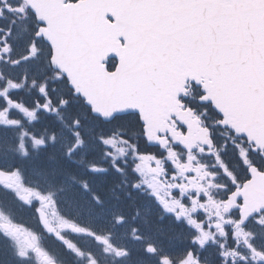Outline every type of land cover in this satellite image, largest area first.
Listing matches in <instances>:
<instances>
[{
    "label": "snow or ice",
    "instance_id": "6c2138e0",
    "mask_svg": "<svg viewBox=\"0 0 264 264\" xmlns=\"http://www.w3.org/2000/svg\"><path fill=\"white\" fill-rule=\"evenodd\" d=\"M65 260L264 264V0H0V264Z\"/></svg>",
    "mask_w": 264,
    "mask_h": 264
},
{
    "label": "trees",
    "instance_id": "16d2710c",
    "mask_svg": "<svg viewBox=\"0 0 264 264\" xmlns=\"http://www.w3.org/2000/svg\"><path fill=\"white\" fill-rule=\"evenodd\" d=\"M26 220V219H25ZM65 262L67 263V264H70V262L69 261H67V260H65Z\"/></svg>",
    "mask_w": 264,
    "mask_h": 264
}]
</instances>
